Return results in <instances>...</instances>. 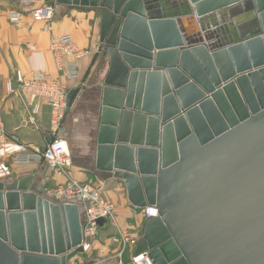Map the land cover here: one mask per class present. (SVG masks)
Segmentation results:
<instances>
[{"label": "water", "instance_id": "1", "mask_svg": "<svg viewBox=\"0 0 264 264\" xmlns=\"http://www.w3.org/2000/svg\"><path fill=\"white\" fill-rule=\"evenodd\" d=\"M56 2L99 13L96 166L157 209L133 255L264 264V0ZM30 180L0 183V264H68L83 253L79 207Z\"/></svg>", "mask_w": 264, "mask_h": 264}, {"label": "crops", "instance_id": "2", "mask_svg": "<svg viewBox=\"0 0 264 264\" xmlns=\"http://www.w3.org/2000/svg\"><path fill=\"white\" fill-rule=\"evenodd\" d=\"M24 1L0 0V116L10 139L6 147L0 149V183L9 185L17 178L29 176L28 186L36 185L44 194L47 189L67 179L100 188L115 206L117 227L114 229L108 221H101L91 249L72 255L68 264H82L83 256L88 257L85 264H114L120 244L123 246L118 231L132 235L136 228L141 227L142 230L145 219L142 208L130 203L125 185L110 172L98 170L96 166L100 98L110 71L108 56L99 42V13L92 7L60 4L56 0H33L36 5L45 3L51 6L53 15L50 20L34 21L27 14L20 24L7 21L6 13L16 10ZM193 22L196 25L195 18ZM64 34L72 35L77 45L88 51L77 62V78L65 80L68 92L78 91L57 131V135L68 143L71 164L67 175L59 174L43 159L20 162L23 154L41 152L50 139V107L46 99L38 98L35 101L39 106L38 114L35 121L29 123V107L24 98L18 92H8L5 88L15 70H20L25 76L55 73L49 43ZM134 245L130 242L126 247L125 259L133 255Z\"/></svg>", "mask_w": 264, "mask_h": 264}, {"label": "built area", "instance_id": "3", "mask_svg": "<svg viewBox=\"0 0 264 264\" xmlns=\"http://www.w3.org/2000/svg\"><path fill=\"white\" fill-rule=\"evenodd\" d=\"M27 14L31 15L34 21H48L52 18L53 10L51 6L45 3L36 5L33 0H25L16 10L7 12L6 18L10 23L17 25L22 23L24 16ZM49 49L53 58L55 73H33L25 76L20 70H15L12 79L5 83V88L8 92H18L24 98L29 107V123H33L38 114L39 106L35 103L38 98L46 99L50 107V139L41 152L23 154L20 162L43 159L49 167L59 174L67 175L71 164L68 143L64 138L57 135V131L66 115L68 86L65 80L77 78V62L88 51L81 49L70 34L53 38L49 43ZM9 140V135L3 128L0 116V149H4ZM45 195L59 202L78 205L82 235L80 245L83 253L91 249V243L98 234L101 221H108L112 226L117 227L115 206L111 200L104 197L98 187L75 179H67L64 183L47 189ZM156 214L157 209L155 206H147L142 209V216L145 220ZM118 233H120V238L123 241L122 250L119 253L121 256L130 243L129 238L134 237V234H127L125 231H118ZM119 264L152 263L147 254L143 252L137 256L132 255L126 263L119 261Z\"/></svg>", "mask_w": 264, "mask_h": 264}, {"label": "rangeland", "instance_id": "4", "mask_svg": "<svg viewBox=\"0 0 264 264\" xmlns=\"http://www.w3.org/2000/svg\"><path fill=\"white\" fill-rule=\"evenodd\" d=\"M105 197V196H104ZM115 229V227H114ZM141 227L138 229L136 228L134 231V237L131 238L130 242H132L133 244L136 243L137 240H139L140 236H141ZM127 234H130L129 232H127ZM122 250V245L120 244L119 249L117 251V253H120ZM126 248L124 249L123 253L121 254V256L118 254V256L114 259L115 263L114 264H119V261H122V258L125 259V254H126ZM83 254V253H82ZM73 257V256H72ZM82 259V264H85V262L88 261V257L83 256L81 257ZM117 260V261H116ZM129 260V259H128Z\"/></svg>", "mask_w": 264, "mask_h": 264}, {"label": "bare ground", "instance_id": "5", "mask_svg": "<svg viewBox=\"0 0 264 264\" xmlns=\"http://www.w3.org/2000/svg\"><path fill=\"white\" fill-rule=\"evenodd\" d=\"M164 73H165V77H166V79H167V76H169L168 75V72H166L165 70H164ZM183 74V73H182ZM183 77L184 78H187V79H189V81H191L190 83H193L192 82V79H190V77L188 76V75H186L185 73L183 74ZM168 81V80H167ZM233 81V80H232ZM259 94L264 98V91L263 90H261V92H259ZM207 95H209L210 96V94H207ZM258 98V97H257ZM243 100V99H242ZM259 100V99H258ZM243 102H245L244 100H243ZM197 104V103H196Z\"/></svg>", "mask_w": 264, "mask_h": 264}, {"label": "trees", "instance_id": "6", "mask_svg": "<svg viewBox=\"0 0 264 264\" xmlns=\"http://www.w3.org/2000/svg\"><path fill=\"white\" fill-rule=\"evenodd\" d=\"M129 260L128 259H124V258H122V262L123 263H126V262H128Z\"/></svg>", "mask_w": 264, "mask_h": 264}]
</instances>
